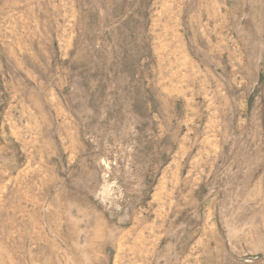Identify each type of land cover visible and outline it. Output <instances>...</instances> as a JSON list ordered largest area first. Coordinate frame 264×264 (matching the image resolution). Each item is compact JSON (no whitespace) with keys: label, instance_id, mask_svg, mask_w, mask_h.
I'll list each match as a JSON object with an SVG mask.
<instances>
[{"label":"rangeland","instance_id":"1","mask_svg":"<svg viewBox=\"0 0 264 264\" xmlns=\"http://www.w3.org/2000/svg\"><path fill=\"white\" fill-rule=\"evenodd\" d=\"M0 264H264V0H0Z\"/></svg>","mask_w":264,"mask_h":264}]
</instances>
